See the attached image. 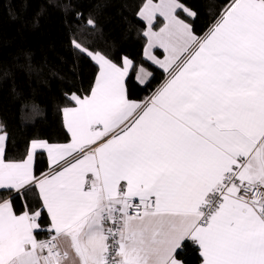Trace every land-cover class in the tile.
Segmentation results:
<instances>
[{
	"label": "snow or ice",
	"instance_id": "6c2138e0",
	"mask_svg": "<svg viewBox=\"0 0 264 264\" xmlns=\"http://www.w3.org/2000/svg\"><path fill=\"white\" fill-rule=\"evenodd\" d=\"M134 14L139 64L71 41L97 71L87 89L64 77L66 142L35 137L6 159L0 124V264H186L188 248L199 264H264V0H227L203 35L189 0H142ZM80 27L95 43L98 18ZM146 62L167 78L130 99V72L153 76Z\"/></svg>",
	"mask_w": 264,
	"mask_h": 264
},
{
	"label": "trees",
	"instance_id": "16d2710c",
	"mask_svg": "<svg viewBox=\"0 0 264 264\" xmlns=\"http://www.w3.org/2000/svg\"><path fill=\"white\" fill-rule=\"evenodd\" d=\"M141 2L79 0L73 8L83 12L84 20L80 21L75 11L65 8L68 0H0V124L10 133L6 159L22 158L27 141L35 137L51 143L66 142L60 111L68 87L64 77L75 71L76 88L87 89L97 71L90 58L73 49L74 38L90 50L105 51L116 59L127 55L137 64L144 59L146 38L137 33L145 25L134 14ZM226 2L214 0L215 6L210 7L205 0H189L198 12L192 21L198 35L207 31L210 13ZM90 14L99 21L100 34L94 38L95 43L81 36L80 25ZM146 66L153 73L146 86L136 80V72H130L126 83L130 99L143 100L164 79V71L158 66L150 62ZM32 105H36V112ZM35 169L37 175L48 169L46 155L38 159ZM13 202L17 212L23 210L21 199ZM182 255L186 264H199L198 253L191 248Z\"/></svg>",
	"mask_w": 264,
	"mask_h": 264
},
{
	"label": "rangeland",
	"instance_id": "374dc122",
	"mask_svg": "<svg viewBox=\"0 0 264 264\" xmlns=\"http://www.w3.org/2000/svg\"><path fill=\"white\" fill-rule=\"evenodd\" d=\"M154 2H158V0H154ZM162 23H163V19L158 18V23L156 24V27L154 28V30H158L159 27L162 26ZM146 43H147V39H146L145 45H146ZM145 45H144V47H145ZM153 55H156L158 58L163 59L165 56V53H164L163 49L155 48V49H153ZM143 56H144V48H143Z\"/></svg>",
	"mask_w": 264,
	"mask_h": 264
},
{
	"label": "crops",
	"instance_id": "0c3cea01",
	"mask_svg": "<svg viewBox=\"0 0 264 264\" xmlns=\"http://www.w3.org/2000/svg\"><path fill=\"white\" fill-rule=\"evenodd\" d=\"M164 74H165V75H164V79L161 81V83L167 78V73L164 72ZM136 75H137V73H136ZM161 83H160V84H161ZM160 84H159V85H160ZM159 85H158V86H159ZM158 86H157V87H158ZM157 87H156V88H157ZM150 95H151V94H150ZM150 95H149V96H150ZM149 96H147V97H149ZM147 97H146V98H147ZM144 99H145V98H144ZM144 99H143V100H144ZM137 101H138V100H137ZM141 101H142V100H141ZM62 119H63V116H62ZM47 170H48V169H47ZM47 170H46V171H47Z\"/></svg>",
	"mask_w": 264,
	"mask_h": 264
},
{
	"label": "built area",
	"instance_id": "2783aa9c",
	"mask_svg": "<svg viewBox=\"0 0 264 264\" xmlns=\"http://www.w3.org/2000/svg\"><path fill=\"white\" fill-rule=\"evenodd\" d=\"M155 89H156V88H155ZM155 89H154V90H155ZM154 90H153V91H154ZM153 91H152V92H153ZM152 92H151L150 94H152ZM150 94H149V95H150ZM149 95H148V96H149ZM44 238H45V237H44ZM44 238H41V239H44Z\"/></svg>",
	"mask_w": 264,
	"mask_h": 264
}]
</instances>
